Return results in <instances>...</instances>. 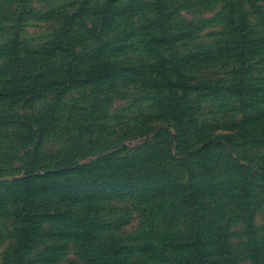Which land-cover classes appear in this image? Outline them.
I'll use <instances>...</instances> for the list:
<instances>
[{
  "label": "rangeland",
  "instance_id": "rangeland-1",
  "mask_svg": "<svg viewBox=\"0 0 264 264\" xmlns=\"http://www.w3.org/2000/svg\"><path fill=\"white\" fill-rule=\"evenodd\" d=\"M24 232L25 264H264V0H0V264Z\"/></svg>",
  "mask_w": 264,
  "mask_h": 264
},
{
  "label": "trees",
  "instance_id": "trees-1",
  "mask_svg": "<svg viewBox=\"0 0 264 264\" xmlns=\"http://www.w3.org/2000/svg\"><path fill=\"white\" fill-rule=\"evenodd\" d=\"M101 70V71H100ZM110 69L108 67H103L102 69L99 68V70L95 73H91V74H87V75H82L79 76V78H81V80H84L85 82H94L97 81L101 78H105L108 77V71ZM194 88H199V89H205L208 88L206 86L203 87H194ZM245 187H242L241 190L242 192L239 194L240 197L244 196V190ZM141 194V193H140ZM242 201H244L243 199H241ZM224 236L222 234V232H218V247L219 249L226 248V252H228L227 250V241L224 239ZM29 238V234L27 232H24L23 235L21 237L18 238V247H17V251L16 254L13 257V261L12 264H25L26 262V258L28 256L29 250H27L28 247V240ZM225 246V247H222ZM229 246V244H228ZM197 246L195 248L194 253L191 255L192 258L194 259V263L197 264ZM230 250V248H229ZM230 254H231V250H230ZM106 264H117V262L115 261L114 257L110 256L107 259Z\"/></svg>",
  "mask_w": 264,
  "mask_h": 264
}]
</instances>
